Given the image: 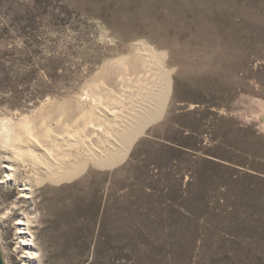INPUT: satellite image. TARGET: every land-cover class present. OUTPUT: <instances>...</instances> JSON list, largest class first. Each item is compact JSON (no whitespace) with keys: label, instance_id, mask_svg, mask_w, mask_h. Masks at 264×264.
Masks as SVG:
<instances>
[{"label":"rangeland","instance_id":"rangeland-1","mask_svg":"<svg viewBox=\"0 0 264 264\" xmlns=\"http://www.w3.org/2000/svg\"><path fill=\"white\" fill-rule=\"evenodd\" d=\"M134 49L157 90L111 160L47 177L0 148L5 264H31L21 217L40 264H264V0H0V124L91 94L123 108Z\"/></svg>","mask_w":264,"mask_h":264},{"label":"bare ground","instance_id":"bare-ground-1","mask_svg":"<svg viewBox=\"0 0 264 264\" xmlns=\"http://www.w3.org/2000/svg\"><path fill=\"white\" fill-rule=\"evenodd\" d=\"M125 60H127L126 65L128 64L127 81L134 79L133 93L126 89L128 84L124 85L123 81L117 85L125 92L123 94L128 96L127 100L123 98L125 104H122L125 107L122 108L118 104L115 107V102L111 101L113 97L107 100L105 95L102 99L101 95L100 98H97L91 94V96L78 99V103L71 99L65 104L63 103L64 106L56 100H49L36 108L33 115L3 118L0 124V148L8 150L15 157L23 158L26 164L41 167L47 177L69 172L78 163V158L82 154L97 161L111 160L118 152L120 141L129 125L139 113L148 110L157 90V68L152 62L148 63L147 59L135 49ZM120 85H124L126 90L124 91ZM102 88L103 86L100 85L98 91L103 95L102 90L104 89ZM123 97L126 98V96ZM71 101H73L74 107L70 105ZM65 106L70 110L73 107L76 110V112L73 110L75 114L73 111L63 108ZM61 109L64 110L61 111ZM64 111L67 113H63ZM83 114L85 116H82ZM54 120L65 124L66 131L61 130V127L58 128L57 124V129L54 128ZM76 156L78 158H75ZM7 159L13 160L10 156ZM5 166L9 172L5 173L4 178L6 179H1L0 182L11 180L18 174H16L18 167L13 163L5 164ZM22 189L24 192L21 195L31 196L30 185H24ZM29 221L30 219L21 217L16 222L19 225L17 233L21 237L18 245L27 248L22 255L26 260H29L31 264H40L35 259L38 256V251L34 246L33 237H30Z\"/></svg>","mask_w":264,"mask_h":264},{"label":"water","instance_id":"water-1","mask_svg":"<svg viewBox=\"0 0 264 264\" xmlns=\"http://www.w3.org/2000/svg\"><path fill=\"white\" fill-rule=\"evenodd\" d=\"M0 264H5L4 257L0 248Z\"/></svg>","mask_w":264,"mask_h":264}]
</instances>
